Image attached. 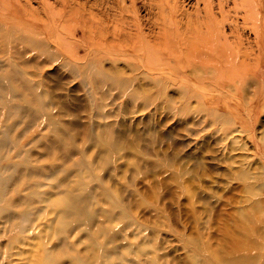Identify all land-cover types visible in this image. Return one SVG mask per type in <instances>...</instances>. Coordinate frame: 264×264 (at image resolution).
I'll return each instance as SVG.
<instances>
[{
	"label": "rangeland",
	"instance_id": "rangeland-1",
	"mask_svg": "<svg viewBox=\"0 0 264 264\" xmlns=\"http://www.w3.org/2000/svg\"><path fill=\"white\" fill-rule=\"evenodd\" d=\"M0 264H264V0H0Z\"/></svg>",
	"mask_w": 264,
	"mask_h": 264
}]
</instances>
